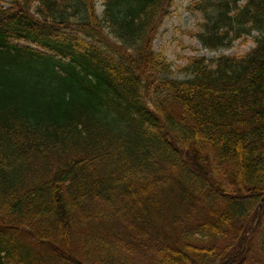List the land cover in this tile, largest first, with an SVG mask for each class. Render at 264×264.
<instances>
[{
  "label": "trees",
  "instance_id": "trees-1",
  "mask_svg": "<svg viewBox=\"0 0 264 264\" xmlns=\"http://www.w3.org/2000/svg\"><path fill=\"white\" fill-rule=\"evenodd\" d=\"M96 4L0 5V264H264V0L194 2L203 47L258 36L183 80L174 0Z\"/></svg>",
  "mask_w": 264,
  "mask_h": 264
},
{
  "label": "rangeland",
  "instance_id": "rangeland-1",
  "mask_svg": "<svg viewBox=\"0 0 264 264\" xmlns=\"http://www.w3.org/2000/svg\"><path fill=\"white\" fill-rule=\"evenodd\" d=\"M7 1L0 0L2 3ZM97 1V12L100 13L101 2ZM201 1L204 0H175L170 16L164 20L153 42L154 51L172 64V77L177 80L188 77L179 68L185 66L189 58L200 57L211 61L219 56H240L254 47V38L258 36L257 32H253L235 40L229 47L216 50L203 47L197 35L202 32L204 18L197 8H192L194 2Z\"/></svg>",
  "mask_w": 264,
  "mask_h": 264
}]
</instances>
